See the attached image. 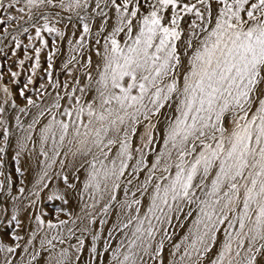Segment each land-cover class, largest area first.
I'll return each mask as SVG.
<instances>
[{"label": "snow or ice", "instance_id": "obj_1", "mask_svg": "<svg viewBox=\"0 0 264 264\" xmlns=\"http://www.w3.org/2000/svg\"><path fill=\"white\" fill-rule=\"evenodd\" d=\"M45 33L71 46L68 79L54 78V38L36 87ZM9 38L32 64L18 93L20 73L5 84L0 70L7 222L24 230L46 189L67 205L81 172L91 203L0 234V264H264V0H0ZM13 142L17 162L37 160L27 207L3 170Z\"/></svg>", "mask_w": 264, "mask_h": 264}, {"label": "rangeland", "instance_id": "obj_2", "mask_svg": "<svg viewBox=\"0 0 264 264\" xmlns=\"http://www.w3.org/2000/svg\"><path fill=\"white\" fill-rule=\"evenodd\" d=\"M67 14H65L66 16ZM73 20L75 21V18H73ZM60 26V25H58ZM68 31V39H72L71 36V26H69V28L67 29ZM32 35H34V32L31 33ZM78 34V33H77ZM45 38L48 39L49 41V48L48 49H44L41 52V58H40V63H41V67L39 69L36 70V76L34 77V79L36 80V87L39 86L40 83H46V72L45 69H47L48 66V61H47V55L48 52L52 49L53 45H52V40L55 38L54 36H50L47 33L44 34ZM20 39L23 41L24 44H28L29 41L27 39V34L20 36ZM57 40V44L56 46L60 48V52L56 54V56L54 57V69H53V73H54V78H58L61 81L68 79V77L65 76V74L62 71V65L63 63L70 57V47L67 44V40L65 41H60L58 38H55ZM9 44V47H4V45H0V48L3 49V51H0V70L3 71L4 73V83L5 84H9V80L10 75H9V68H11V70L13 71H17L18 73H20L19 77H18V83L15 84H9V87L14 91L18 93V90L20 88H22L24 86V84L27 81V77L31 74V64L32 61H26V64L24 66V69H21L18 64L16 63L18 61V59H23L24 58V51L23 50H17V56H12V52H11V48H12V43L10 41L6 42ZM33 43H37V46H39L38 42L33 41ZM29 53L31 54V50H29ZM43 78V79H42ZM32 86H29V95H33L35 96V93L31 91ZM49 91H52L51 89H49ZM0 95H2V93H0ZM6 115H14V113L12 112L11 109H9V113H7ZM21 119L24 120L25 122H27V118H25L24 116H21ZM14 123V121H13ZM14 143V142H13ZM12 148L9 149V151L3 155V160L5 161V165H4V171L6 173V175H8L10 177V184H11V195L12 196H18V188L23 186L26 188V192L23 194V196L20 197V200L22 201V204H20L21 207H27V205L29 204L31 199H34V197L29 196V193L33 190H31V183L29 182V180H27L26 178V174L24 173L23 170V166L22 163L17 162V159L15 158V154H13ZM13 154V155H12ZM41 160L43 159L42 157L40 158ZM17 168H20L21 171L24 173L23 176H21L20 172H17ZM59 165L57 164V166L55 167L54 171H59ZM4 177L0 176V180H3ZM21 180L24 181L23 185H21ZM79 180H72V182L75 184H77ZM55 187H59L61 190L64 189V185L62 183V181H54L53 182V188ZM49 191V192H48ZM51 189H46L44 192L41 193V198L39 201H37L35 207L32 208H28L27 211H23L20 213V219L24 222L25 225V229L24 230H16L14 228V224L15 222H12V224H8V220L10 219L11 215L13 214V205L11 204L9 201L10 197L8 195V192L6 190H0V205H2L4 208L7 209V212H5L3 215H0V221H3V224H0V234H2V238L7 241L10 242L8 240V235L7 233H10L12 231H18L20 235H25V232L27 230V228L29 227V225L31 224V220L29 219V217H34L37 214H40L41 212L45 214V219H52L55 220L57 217H59L60 219H68V216L65 215V212L71 211L73 212L70 203H77V200L74 199V197H72V191L73 190H68L67 194H70L67 196V198H73V199H68L69 203L67 205H65L63 203V201L61 200H57V199H53V200H49L48 199V195L50 194ZM87 203H91V201L89 199H87V201H85ZM19 203V202H16ZM81 203V201H80ZM76 205V204H75ZM78 205V203H77ZM61 209H63V211H61ZM99 211V206L97 208V212ZM80 212V216H84V213ZM32 214V215H31ZM86 220V219H85ZM79 223V222H78ZM31 227V226H30ZM77 235H79V233H77ZM38 240V239H37ZM75 241V240H73ZM72 241V242H73ZM39 242V241H38ZM59 247V245H58Z\"/></svg>", "mask_w": 264, "mask_h": 264}, {"label": "bare ground", "instance_id": "obj_3", "mask_svg": "<svg viewBox=\"0 0 264 264\" xmlns=\"http://www.w3.org/2000/svg\"><path fill=\"white\" fill-rule=\"evenodd\" d=\"M29 147L31 148V145H29ZM15 151L16 150H15V146H14V143H13V147H12V151L11 152H13V154H15ZM19 160L22 163L23 170H24V173L26 174L27 180H29V182L31 183V190H33L32 184H33V181H34V179L36 177V173L38 171L36 157L32 156V158L29 159V153L25 152V153L21 154V156L19 157ZM84 177H85V174L83 172H81L80 173V180L77 182V184L75 183L77 185V189L72 191V195H73L72 197H74V199L77 200L78 205H77V203H70V206H71V208L73 210V213L74 214H78V215H80L79 211H80L81 207L83 206V204L85 203V201H87V199H88V194L86 192H84L83 193L84 199L80 200V193H81V191L83 189L82 181L84 180ZM68 195H70V194H67V196ZM72 197L71 198H67V199H73ZM80 201H81V203H80ZM8 202H10L11 204H14V202L12 201L11 198L9 199ZM85 223H87L86 220H85ZM30 226H31V228H35L34 219H31V224L29 225V227ZM40 235H43V233H41ZM38 241L39 240H37L35 242L37 244V246H38V243H39ZM73 243H75V241H73Z\"/></svg>", "mask_w": 264, "mask_h": 264}]
</instances>
